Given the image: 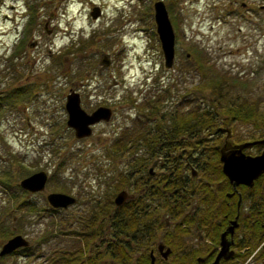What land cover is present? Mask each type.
Instances as JSON below:
<instances>
[{
	"label": "rangeland",
	"instance_id": "obj_1",
	"mask_svg": "<svg viewBox=\"0 0 264 264\" xmlns=\"http://www.w3.org/2000/svg\"><path fill=\"white\" fill-rule=\"evenodd\" d=\"M154 1L0 0V243L15 233L29 243L0 264H51L54 254L72 250L77 210L107 191L114 172L104 147L141 124L139 107L148 100L180 102L197 79L195 53L218 71L254 76L240 90L264 95L250 88L264 83V0H162L174 34L170 68L163 66ZM93 6L100 12L94 19ZM71 91L85 112L111 109L81 138L65 124ZM36 171L46 175L44 189H22L19 181ZM48 192L75 203L52 208Z\"/></svg>",
	"mask_w": 264,
	"mask_h": 264
},
{
	"label": "trees",
	"instance_id": "obj_2",
	"mask_svg": "<svg viewBox=\"0 0 264 264\" xmlns=\"http://www.w3.org/2000/svg\"><path fill=\"white\" fill-rule=\"evenodd\" d=\"M193 58L197 79L181 93L180 102L162 105L164 96L160 101L148 100L139 107L144 115L141 124L123 130L104 147L103 154L115 160L108 189L89 197L77 210V231L71 233L77 240L72 250L54 254L51 264H160L150 262L147 249L159 233L163 242L172 244L165 220H175L187 212L194 203L192 196L201 189L208 190L204 180L221 176L216 142L203 139V135L228 127L232 140L239 143L264 138V95L240 90L254 76L218 71L200 52ZM250 88H264V83ZM188 90L195 98L192 101ZM192 103L191 109L188 105ZM239 123L248 127L241 130ZM181 135L192 136L195 141H179ZM188 166L201 171L202 181H196L195 186L189 179L190 171L187 176L180 172L181 167ZM150 167L153 176L148 174ZM126 188L136 191L133 201L114 205L116 192Z\"/></svg>",
	"mask_w": 264,
	"mask_h": 264
},
{
	"label": "flooded vegetation",
	"instance_id": "obj_3",
	"mask_svg": "<svg viewBox=\"0 0 264 264\" xmlns=\"http://www.w3.org/2000/svg\"><path fill=\"white\" fill-rule=\"evenodd\" d=\"M190 91H187V96L192 101L195 98ZM193 104L188 106L192 109ZM232 137L230 128L225 127L217 134L208 133L202 138L216 142L218 158V146L223 142L228 141L230 145L239 143L233 141ZM178 140L195 141L192 136L182 135L178 136ZM263 148L264 143L253 144L242 151L258 155ZM219 164L221 176L210 182L204 180L208 190L201 189L192 196L194 203L187 212L175 220H165V227L171 231L169 239L172 246L163 242L159 233L147 249V254L152 257L151 263L157 260L160 264H210L221 251L225 257H220L216 264H264V169L252 180L251 185H233L222 173ZM180 170L185 176L190 171L189 179L193 186L196 181H202L201 171H193L189 166L181 167ZM148 174L153 176L154 171L148 169ZM125 190L131 196L127 201L132 202L136 191L131 188Z\"/></svg>",
	"mask_w": 264,
	"mask_h": 264
},
{
	"label": "water",
	"instance_id": "obj_4",
	"mask_svg": "<svg viewBox=\"0 0 264 264\" xmlns=\"http://www.w3.org/2000/svg\"><path fill=\"white\" fill-rule=\"evenodd\" d=\"M153 18L155 22V32L159 41V47L163 58V66L170 68L174 55V34L168 19L163 1L155 0L152 4ZM91 18L99 15L98 7L94 6L89 12ZM101 66H107L109 61L107 55L103 53L100 57ZM64 109L66 112L65 124L71 128L75 138H81L90 134L88 124L107 121L111 116V109L107 106H97L89 113L85 112L79 102L77 92H68L65 95ZM227 141V140H226ZM263 139L243 141L230 145L223 142L218 146V160L221 163V171L234 185L244 183L251 185L252 180L264 169V148L258 155L245 154L242 150L253 144H263ZM151 170V167L149 168ZM46 175L44 171L33 172L19 181V186L29 192H39L44 189ZM47 203L54 208H65L75 203L73 196L62 192H48L45 196ZM130 194L125 190L118 191L113 197L114 205H120L130 199ZM28 241L20 234L8 237L0 245V256L10 254L18 248L28 246ZM166 255V252L163 253ZM220 257L225 255L219 251L215 259L210 264H216ZM152 261V257H150ZM169 264V263H168Z\"/></svg>",
	"mask_w": 264,
	"mask_h": 264
}]
</instances>
